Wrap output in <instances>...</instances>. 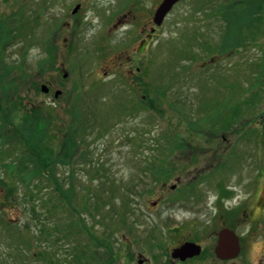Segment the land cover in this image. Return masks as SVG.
Wrapping results in <instances>:
<instances>
[{
  "label": "rangeland",
  "instance_id": "1",
  "mask_svg": "<svg viewBox=\"0 0 264 264\" xmlns=\"http://www.w3.org/2000/svg\"><path fill=\"white\" fill-rule=\"evenodd\" d=\"M108 1L0 0V21L17 33L0 38V264H137L139 256L171 264L172 243L185 233L169 232L167 188L154 185L149 170L166 161L170 113H189L198 130L233 131L237 146L247 145L240 136L264 135L263 3L247 11L229 0L222 17L199 24L184 22L185 13L195 5L210 12L225 0H183L145 53L153 56L147 71L158 97L155 109H141L135 91H123L120 64L138 49L139 38L128 35L137 25L104 20L93 7L111 8ZM61 70L68 77L54 100L40 85L60 82ZM15 91L21 102L8 122L5 97ZM70 135V163L62 162L66 155L53 169L35 160L32 150L45 159ZM258 148L246 149L247 158L236 154L245 177L256 179L264 167ZM262 240L249 246L251 261L263 254Z\"/></svg>",
  "mask_w": 264,
  "mask_h": 264
},
{
  "label": "flooded vegetation",
  "instance_id": "2",
  "mask_svg": "<svg viewBox=\"0 0 264 264\" xmlns=\"http://www.w3.org/2000/svg\"><path fill=\"white\" fill-rule=\"evenodd\" d=\"M162 1L109 0L108 6H112L111 8H102L97 5L93 7L98 15L104 17V20L114 19L116 24L128 22L137 25V29L128 35L139 38L138 49L131 55L124 54L120 62L125 69L122 80L125 85L122 88L124 92L126 87L130 88L144 98L143 90H147V87L151 85L146 69L153 61V56L145 53L161 28L156 26L155 16ZM182 1L179 0L174 5L162 25L170 20ZM194 1L196 0H192L195 5ZM239 3L245 5L248 10L256 3L264 4V0H239ZM228 4H230L229 0L222 3L224 6ZM82 7L83 4L80 5L77 13L72 15H78ZM222 8L223 6L218 5L214 12L215 14L217 12L219 17H222ZM207 18L204 7L195 5L192 10L185 13L183 21L189 22L196 19L197 23L202 24L208 20ZM76 30L77 28H74V31L70 32L71 35H74ZM259 45L260 50L263 51L264 39ZM67 77L68 74L64 78L67 79ZM63 81V79L60 82L47 80L42 83L41 85L48 88L47 93L43 94L49 97L53 95L54 100L59 99L63 91L58 89V86H62ZM58 91L62 94L56 97L55 93ZM170 114L172 123L171 129H168L170 145L167 147L165 177L159 181L166 185L167 190L165 194H161V200L169 209L168 225L171 233L173 231L185 233V237L176 242L172 250L186 242L195 243L202 249L199 256L189 257L183 261L171 260L170 263L236 264V261L245 259L244 264H264V251L255 262L249 258L251 243L264 239V167L259 168L258 177L253 179L250 173L248 177H245L239 168L240 162L235 161L237 153L242 154L241 158H247L253 148L259 147L262 156L260 158L256 150V159L259 158L264 163V135L262 134L260 138L240 136L241 142H247V145L244 146L241 143L237 146L235 137L237 135L233 131L189 128L187 113L171 112ZM173 142L175 144H172ZM246 149L250 151L248 155H246ZM211 153L214 154L211 155ZM260 184L261 192L258 191L259 186H257ZM155 204L154 207H157L158 202ZM245 226L247 229L239 238V255L226 259L217 257L215 249L220 233L225 229L235 232L236 228Z\"/></svg>",
  "mask_w": 264,
  "mask_h": 264
},
{
  "label": "trees",
  "instance_id": "3",
  "mask_svg": "<svg viewBox=\"0 0 264 264\" xmlns=\"http://www.w3.org/2000/svg\"><path fill=\"white\" fill-rule=\"evenodd\" d=\"M0 22H1L0 23V38L1 39H4V38L5 39H9L10 35H16L17 34V33H13V29L15 28L14 25H13L14 22H11V25H13L11 27L8 25L6 20H1ZM50 67H52V69L54 68L53 65H50ZM43 69H44L43 71H47V67L46 68L44 67ZM29 77H30V75H29ZM14 94L15 95H13V97L11 99L5 97V100H6L5 109L7 111V117L5 118V120L8 121V122L11 120V118L13 116V111L16 108V102H21V97H19L20 95L18 96V93L16 91L14 92ZM9 104L12 105V106L9 107ZM140 105L141 106L145 105V107L148 106L150 108L152 107L151 98H150V96L148 94H147V102L146 103L141 102ZM5 109L1 108V110H5ZM33 114H36V112H34ZM22 136H23V134H22ZM22 141H24V140H22ZM24 143H26V141H24ZM75 147H76L75 137L73 135H70L69 139H68V142H67V145L64 144L63 147L61 148V150H59L58 152H55L54 150H50L49 152L46 151V153L48 154V157H45V159L42 158L43 159L42 160L41 157H40V154H37L35 152V150H32V155L35 157V160L37 162H39L40 164H43V166H45L46 168L50 167L51 169H53V166L58 163V158H63L65 155H66L65 157H67V160H62V162H64V163L69 162L70 163L72 156L76 152ZM155 161H156V163L152 164V166L149 167V170H150V173L153 175L152 176L153 184L154 185H159L160 184L159 181L161 180V178L165 177V167L166 166H165V162L163 163V162H159L157 160H155ZM3 184H5V182H3ZM54 188L57 191H59V194H60L59 197H61V199H63L66 202H69V203L71 202V199L66 197V196L71 195V193H68L67 195H64L63 191H61L60 187L58 186V183H56V182L54 184ZM12 191H13V188L9 189L8 194L9 195L10 194L13 195ZM97 242H98V240H97Z\"/></svg>",
  "mask_w": 264,
  "mask_h": 264
},
{
  "label": "water",
  "instance_id": "4",
  "mask_svg": "<svg viewBox=\"0 0 264 264\" xmlns=\"http://www.w3.org/2000/svg\"><path fill=\"white\" fill-rule=\"evenodd\" d=\"M178 0H164L161 4L160 8L157 11L156 15V23L160 25L166 16V14L171 10L173 5ZM79 6L75 8L74 13L77 12ZM42 91L47 93L48 88L46 86H42ZM60 91L56 92V97L60 95ZM239 239L234 232L229 231L227 229L223 230L220 233L218 246L216 248V254L218 257L222 259H226L229 257H236L239 254ZM201 248L194 243H185L181 247L175 249L172 253V257L174 259L185 260L189 257H193L196 255H200ZM139 264H143V260L139 261Z\"/></svg>",
  "mask_w": 264,
  "mask_h": 264
}]
</instances>
